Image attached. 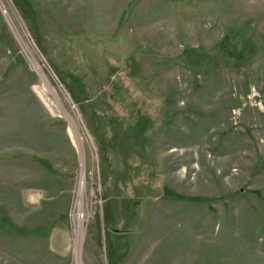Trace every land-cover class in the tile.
Listing matches in <instances>:
<instances>
[{
	"label": "rangeland",
	"instance_id": "obj_1",
	"mask_svg": "<svg viewBox=\"0 0 264 264\" xmlns=\"http://www.w3.org/2000/svg\"><path fill=\"white\" fill-rule=\"evenodd\" d=\"M0 264H264V0H0Z\"/></svg>",
	"mask_w": 264,
	"mask_h": 264
},
{
	"label": "bare ground",
	"instance_id": "obj_2",
	"mask_svg": "<svg viewBox=\"0 0 264 264\" xmlns=\"http://www.w3.org/2000/svg\"><path fill=\"white\" fill-rule=\"evenodd\" d=\"M83 183H81V185H82Z\"/></svg>",
	"mask_w": 264,
	"mask_h": 264
}]
</instances>
